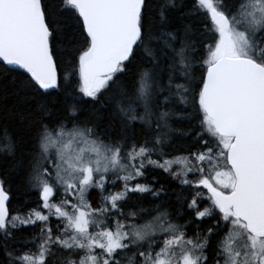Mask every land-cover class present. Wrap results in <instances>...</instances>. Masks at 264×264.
Here are the masks:
<instances>
[{
    "label": "snow or ice",
    "instance_id": "6c2138e0",
    "mask_svg": "<svg viewBox=\"0 0 264 264\" xmlns=\"http://www.w3.org/2000/svg\"><path fill=\"white\" fill-rule=\"evenodd\" d=\"M9 97L0 264H264V0H0Z\"/></svg>",
    "mask_w": 264,
    "mask_h": 264
},
{
    "label": "trees",
    "instance_id": "16d2710c",
    "mask_svg": "<svg viewBox=\"0 0 264 264\" xmlns=\"http://www.w3.org/2000/svg\"><path fill=\"white\" fill-rule=\"evenodd\" d=\"M202 21L204 23H210V20L206 19L205 17H201ZM5 83H7V81L5 80L4 81ZM14 103V98L12 97H9L8 101H7V105H3V104H0V117H2L7 109V107H11V105ZM3 121L0 120V123H2ZM102 123H106V117H105V120L102 121ZM176 155H180L181 153L178 151L175 153ZM159 180L161 183L165 184V187H168L170 189V196L172 198V201L174 203L175 201V195L177 192H179V188L177 187V184L175 181H172L170 180V178L167 177L166 174H161L159 176ZM21 185V179L20 177H15L14 178V182H13V188L14 190L16 191L17 193V196L15 198H13L12 202H11V208L12 209H17V208H20L21 210H23V207H26L27 205H25V199H26V196L24 194V191L23 189L20 187ZM187 191V190H185ZM93 195H95L93 193ZM36 200V196L34 193H32L30 195V200H29V203L33 202ZM23 206V207H22Z\"/></svg>",
    "mask_w": 264,
    "mask_h": 264
}]
</instances>
